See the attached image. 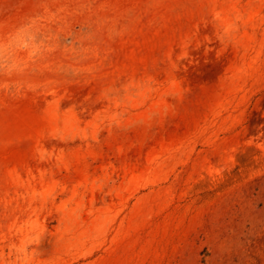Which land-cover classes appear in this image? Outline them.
<instances>
[{
  "label": "rangeland",
  "instance_id": "1",
  "mask_svg": "<svg viewBox=\"0 0 264 264\" xmlns=\"http://www.w3.org/2000/svg\"><path fill=\"white\" fill-rule=\"evenodd\" d=\"M0 264H264V0H0Z\"/></svg>",
  "mask_w": 264,
  "mask_h": 264
}]
</instances>
